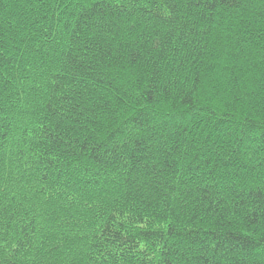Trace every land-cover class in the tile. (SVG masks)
Instances as JSON below:
<instances>
[{
	"label": "trees",
	"instance_id": "trees-1",
	"mask_svg": "<svg viewBox=\"0 0 264 264\" xmlns=\"http://www.w3.org/2000/svg\"><path fill=\"white\" fill-rule=\"evenodd\" d=\"M0 264H264V0H0Z\"/></svg>",
	"mask_w": 264,
	"mask_h": 264
}]
</instances>
